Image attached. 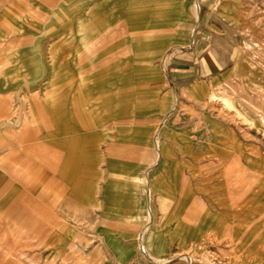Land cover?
Wrapping results in <instances>:
<instances>
[{
	"label": "rangeland",
	"instance_id": "1",
	"mask_svg": "<svg viewBox=\"0 0 264 264\" xmlns=\"http://www.w3.org/2000/svg\"><path fill=\"white\" fill-rule=\"evenodd\" d=\"M260 71L264 0H0V264H264Z\"/></svg>",
	"mask_w": 264,
	"mask_h": 264
},
{
	"label": "crops",
	"instance_id": "2",
	"mask_svg": "<svg viewBox=\"0 0 264 264\" xmlns=\"http://www.w3.org/2000/svg\"><path fill=\"white\" fill-rule=\"evenodd\" d=\"M194 13H197V11H198V5L195 3L194 4ZM247 27H249V25H247ZM261 72V71H260ZM261 74H263V76H264V73H262L261 72ZM228 88H233V86L232 85H228L227 86ZM245 102L253 109V110H255L257 113H259V120H260V123L261 124H263L264 125V106L261 104H257V103H254V102H252V101H249L248 99H245ZM238 113V112H237ZM245 121H246V119H244ZM248 122H249V124H248V126L251 128V127H253V128H257V129H260L259 127H258V125H257V123H256V121L255 120H247ZM262 130V129H261ZM262 135H264V130H262ZM65 151H67V153H65V152H63V155H64V157H66V156H69L70 157V154H71V151H70V149L69 150H65ZM60 157H61V155H60ZM205 219V221H206V218H204ZM145 238L146 237V231H145V227H143L140 231H139V233H138V238L139 239H142V238ZM181 257H184V254L183 253H180L179 254ZM169 259L167 258V259H164L163 260V263L164 262H166V261H168Z\"/></svg>",
	"mask_w": 264,
	"mask_h": 264
}]
</instances>
